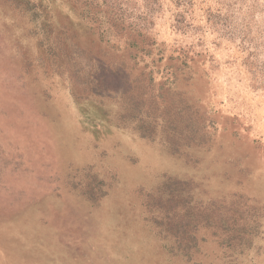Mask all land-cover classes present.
Here are the masks:
<instances>
[{
	"label": "rangeland",
	"instance_id": "rangeland-1",
	"mask_svg": "<svg viewBox=\"0 0 264 264\" xmlns=\"http://www.w3.org/2000/svg\"><path fill=\"white\" fill-rule=\"evenodd\" d=\"M76 1L0 3V264H264V0Z\"/></svg>",
	"mask_w": 264,
	"mask_h": 264
},
{
	"label": "trees",
	"instance_id": "trees-1",
	"mask_svg": "<svg viewBox=\"0 0 264 264\" xmlns=\"http://www.w3.org/2000/svg\"><path fill=\"white\" fill-rule=\"evenodd\" d=\"M2 2H5V3H7V5H9V6L14 8V5L16 3H18L19 0H0V3H2ZM75 3H76V6H73V7L77 8L78 10H80L81 12H77V13L81 17H83L85 20H87V21L91 17H96V16L104 17V16H106L107 13H108V10H111V8H112L111 4H110L111 6H105V5L101 4V3L96 2V0H77ZM32 6L37 7V4L36 3H32ZM47 8L48 7L43 3V9L47 10ZM113 21L114 22H120V23L124 22L125 23V20L123 19V21H122L121 18H119V17L114 18ZM115 24L118 25V23H115ZM128 27L133 29L135 26H133L132 24H128ZM63 47L65 49L62 52H67L66 53V57H68V58H70V54L69 53H71L72 59H74V58H76V56H78L77 53L79 52V49L82 48L79 45V43L73 37H69L68 41L65 43V45ZM62 52L60 53L61 55H62ZM62 57L64 58V56H62ZM71 65H72L73 68H75V69H72L75 72V75L76 74H81L84 77L88 76V77L93 78V80L87 79V81H88L87 83L88 84L91 85V83H94V82L98 81L96 79H98L99 74L96 71H92L91 69L85 68L83 66L78 67V65H79L78 63L71 62ZM101 69H103V68L101 67L100 71H101ZM83 71H87V72H83ZM92 73H94V74L96 73V75H92ZM232 213H233V215L237 214L236 212H232ZM249 214L250 213L247 210H244V211L242 210V211L239 212V214H237V216L239 215V217L244 221L243 227L246 228V229L243 232H241L240 228L238 230H236L234 228V225L237 223V219L238 218H236V222L233 223L234 225H232V226L229 225L230 218H231L232 214H229V215L227 214L228 216H226V214H225V216H223L221 214H218V216H216L217 217L216 219H219V221L222 223L223 229H227L228 231L233 232V233H231V235L229 236V239H228V242L231 245L232 244L236 245L238 243H241L242 240H240V239L247 240V238L249 237V234H251V233L253 234V231H252L253 226L250 223H248V221H247V218L249 217ZM235 241H237L238 243H236ZM247 241H250V240H247Z\"/></svg>",
	"mask_w": 264,
	"mask_h": 264
}]
</instances>
